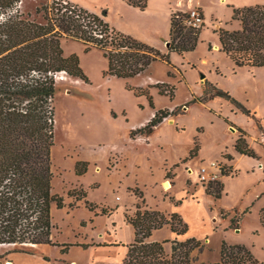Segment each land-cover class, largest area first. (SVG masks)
Returning <instances> with one entry per match:
<instances>
[{
	"label": "rangeland",
	"instance_id": "374dc122",
	"mask_svg": "<svg viewBox=\"0 0 264 264\" xmlns=\"http://www.w3.org/2000/svg\"><path fill=\"white\" fill-rule=\"evenodd\" d=\"M61 1H70L88 11L92 9L94 12L97 9L98 11L94 13L99 15L105 9L106 19L105 17L104 19L109 26L158 50L160 48L155 46L158 44H155L154 39L160 40L161 36L162 39L165 37V41L160 40L161 47L165 49L168 42L166 38L169 37L170 14L176 10L182 11L177 9L178 2L181 0H162L165 10L163 6L154 4V2H159L156 0L153 3L148 2L143 9L131 5L135 10L127 16L117 12V0ZM183 1L187 2L184 8L188 7L189 0ZM202 1L206 2L205 12L200 7H191L188 10L198 8L202 13L205 20L201 27L203 31L201 35L205 43L208 40L218 39L217 33L214 32V29L218 27L227 29L239 27V22L232 19L234 8L254 5L257 2L264 3V0ZM52 2L54 0H20L18 8L24 15L29 14L30 18L43 21L42 12L36 14L35 9L49 6ZM155 29L157 31H154ZM61 48L64 55L78 56L88 82L74 79L67 73H64L67 76L65 80L58 79L62 75L60 73L54 75L56 87L53 102L55 107L54 143L51 148L52 185L53 192L63 197L64 206L60 209L53 206L52 209L53 240L93 245L101 243L97 231L105 228L104 225L109 226L110 207L101 209L96 203L100 201L119 202L117 197H123L125 201L127 193L124 183H132L135 180L152 181L151 179L159 176L163 167L164 182L170 183L169 188H166L164 183L162 184L165 195H169L173 182L167 178H173L176 173V184L173 191L178 193L188 187V191L194 193L196 189H205L207 186L200 182L198 173L200 165L217 161L222 174L216 181L223 183L222 194L216 198L205 191L209 195L201 201L209 210L211 219L195 217L190 219V224L188 223L190 228L186 236L190 233L201 242V245L191 253V264L217 261L222 240L227 243L246 245L257 259L264 262V67L239 69L238 74L249 75L245 91L239 88L232 89V95L242 98L245 104L255 110L262 123L261 129L257 128L253 120L244 124L245 127H243L249 134L247 143L257 154L254 158L259 159L260 162L256 163L251 158H243L238 160L239 167L237 168L230 162L231 155L227 152L221 158L210 161L197 159L196 155L190 157L189 151L193 148L190 149L194 132L193 124L200 119L191 113L180 118L184 123V130L180 127L182 122L178 120L177 131L173 124L165 123L154 132V137L161 138L159 146L156 144L153 147H147L146 143H149V140L140 136L139 133L133 135L135 141L132 139L131 125L145 119L151 109L157 107L156 109L173 110L175 106H179V111L185 112V103L192 98V94L196 97L204 96L197 86L204 80V77H201L202 73L195 67L186 64L183 67L186 70L184 72L179 67H171L164 61L155 60L142 73L121 78L105 74L108 63L101 49L90 47L86 50V45L81 41L65 37L61 38ZM233 77V74L229 76V78ZM155 79L163 83L160 84L163 93L160 92L156 83L153 86L147 85V82ZM136 88L148 89L154 108L149 103L148 95L146 93L137 94ZM204 91L207 93L211 89L204 87ZM171 92L174 93L173 99H170L168 95ZM232 109L235 110L234 106ZM170 117L171 115L165 119ZM228 125L230 129L233 127L231 130L238 134L235 126ZM224 134L226 138L231 136L228 131ZM144 135L149 136L150 134ZM196 140L198 143L197 138ZM185 158L187 159L184 160ZM80 160L87 161L89 165L87 172L77 175L75 164ZM133 162L136 163V167L132 165ZM124 164L129 171L128 177L120 172L124 169L122 166ZM118 168L120 171H117ZM80 188H84L86 196L76 200L69 192H78ZM130 190L132 192L135 190L136 193L141 192L138 185L130 186ZM85 200H90L88 202L91 203L96 202L93 203L95 207L89 209ZM88 210L95 216L96 214L102 215V213L106 216L96 217L98 222L95 223L94 219L87 218ZM233 219L238 221V228L230 226ZM186 236L173 237L171 240H182ZM164 247L168 253L171 252V242H165ZM14 248L13 245H0V261L6 264V262L17 259L21 262L20 264H37L34 261L37 260L39 264H44L42 256L48 255L50 259L53 258L52 264H64L63 261L73 264L70 262L72 258L78 264H88L97 254L84 250L87 247L84 248L81 245H72L66 253H62L58 246L50 245L29 247L33 249V254L14 251ZM124 255L116 264H122Z\"/></svg>",
	"mask_w": 264,
	"mask_h": 264
},
{
	"label": "trees",
	"instance_id": "16d2710c",
	"mask_svg": "<svg viewBox=\"0 0 264 264\" xmlns=\"http://www.w3.org/2000/svg\"><path fill=\"white\" fill-rule=\"evenodd\" d=\"M19 1L0 0V15L6 17L4 22H0V245H13L14 251L28 254L34 253L29 247L50 245L58 246L62 253H66L72 245L86 248L89 244L58 242L52 236L53 206L58 209L64 206L63 197L53 192L52 185L54 74L64 71L85 82H88V77L77 55L63 54L61 38L81 41L86 45V50L90 47L101 49L108 63L105 74L126 78L147 70L155 60L175 67L170 52L183 55L193 51L198 44L201 27L186 26L184 19L187 12L173 11L170 14L169 47L165 53L109 26L104 20L105 9L99 15L70 1L54 0L49 6L36 7L35 13L42 12L43 17V21H37L19 10ZM125 1L141 9L147 5V0ZM232 19L239 22L238 28L214 29L218 35L220 51L237 68L264 67V3L234 8ZM190 65L195 67L193 63ZM168 74L171 75V72L168 71ZM160 84L163 83L158 82L156 86L163 93ZM205 88L211 91L202 92V97L192 94L185 106L221 97L253 120L258 129L262 128L257 112L228 90L208 80L205 81ZM136 93H146L153 107L148 89L136 88ZM168 95L173 99L174 93ZM179 110V106L173 110L155 109L146 124L131 130V136L137 133L150 134L166 117L184 113ZM224 120L237 128L235 150L249 157H257L247 143L248 132L227 117ZM193 145L189 151L190 157L197 153L196 138ZM88 165L85 160L77 161L75 173L84 174ZM222 190L223 183L218 181L209 182L205 186V191L216 198L221 196ZM133 192L140 198V202L136 203L132 214H125V220L133 226L135 236L128 244L119 243L127 248L122 264H191V253L201 242L195 236H186L189 225L184 218L176 212L165 213L159 209L145 208L142 191ZM69 194L80 200L86 196V191L80 188L78 192ZM85 204L89 209L95 207L86 200ZM165 225L169 226L175 237H186L182 240H149L153 230ZM230 226L238 228V221L233 219ZM165 242H171L170 253L165 250ZM42 257L51 260L48 255ZM63 263L68 264L65 261ZM199 264L264 262L257 259L246 245L222 240L219 259Z\"/></svg>",
	"mask_w": 264,
	"mask_h": 264
},
{
	"label": "crops",
	"instance_id": "0c3cea01",
	"mask_svg": "<svg viewBox=\"0 0 264 264\" xmlns=\"http://www.w3.org/2000/svg\"><path fill=\"white\" fill-rule=\"evenodd\" d=\"M156 1L159 2H154V0H147V3L154 2V4H159L160 6H163V10H165L164 1ZM185 3L187 2L183 0L178 2L179 6L177 9L187 12L188 9L191 7H200L203 12H205L204 5L206 2L202 0H189V5H187L188 7L184 8V6L186 5ZM117 5V12H119V14H125L126 16L128 13H133L135 10V8L129 5L125 0H117ZM90 10L92 11V9H89V11ZM96 10H94V12ZM154 31L157 30L155 29ZM202 32L203 31H201L200 33L198 44L193 51L185 52L183 55H179L177 52L171 51L169 54L171 62L175 65V67L183 69L184 72H186V70L183 67H185L186 64H195V69L197 71H200V73L204 75V80L197 84V86L199 87L198 89H200L201 93L203 92V89L205 87L206 80L212 82L216 86L228 90L231 94L233 88H239L240 90L245 91L246 80L249 79V75H246L245 73L238 74L237 71L243 68L235 67L234 63L222 51H220V43L218 39L208 40V42L205 43V40L202 39ZM166 39L169 40V37H167ZM160 40L165 41V37L162 39L161 36ZM160 40L156 38L154 39L155 44H158L155 46H158L162 52L167 53L168 47H165V49H163L161 47ZM152 63L150 64V66L152 65ZM232 74L234 77L229 78V76ZM72 78L77 79L75 77ZM158 81L160 80L155 79L154 81H150L149 83L147 82V85L153 86L155 83H158ZM142 84L145 85L144 83ZM238 99L245 103L242 98ZM246 105L249 106L248 104ZM141 106L144 108L143 105ZM170 107L171 106H169V108ZM232 107V104H230L227 100L221 97H215L207 101L206 103L195 102L190 106L186 107V111L184 113L171 115L170 118L164 119L163 121L158 123L153 128V131L150 133L149 136H145L142 134L140 136H144L149 140V143H146L147 147L150 148L155 146L156 144L158 145L161 143V138L154 137V132L161 125L165 123H168L170 125L173 124L175 131H177L179 128L178 120H180L182 122L180 127L184 130L185 126L180 118L181 116L191 113L193 114V116L200 117V119H197L198 121L193 124L194 132L193 138L191 140L192 146L190 147V149L193 147V141L195 138H197L199 145L195 158L205 161L216 160L218 158H221L225 154V152H227L231 155L230 162L232 163V165H234V167L238 168V160L243 158H251L255 160L256 163H259V159L240 154L234 148L237 133L229 128V125L225 122L224 117H227L230 121L240 127H245L244 124L249 123L251 119L248 118L246 115L240 113L235 107V110H233ZM156 108L157 107L151 109L145 119L141 120L136 124H132L130 129L134 130L146 124V122L152 117ZM227 131L231 135L228 138H226L224 134V132ZM132 139L135 141V138L132 137ZM132 165H134V167L137 166L134 162L132 163ZM122 166L124 169L120 171V169L118 168L117 171H120L121 173L126 175L125 177H128L129 175L127 174H129V171L127 168H125L126 165L124 164ZM176 174L173 176V178H167L173 181L172 187L169 190V195H165L162 190V184L164 183L165 179V173L162 167L159 176L155 179H151L152 181L135 180L132 183H124V189L127 193V198L125 199V201L123 197H117V200H119V202L114 203L113 201H100L98 203L93 201V203L98 204L101 209L103 207H110L108 213L110 214L109 216L111 217V219L109 221V226L104 225L105 228H101L98 231L96 230L98 236L101 238V243H97L95 245L89 244L88 247L84 249L97 253L95 257H92L91 262L88 264H116L117 261L121 258V256L125 254L127 249L124 245H118L117 243L128 244L134 240V228L130 223L126 222L125 220V213L132 214L135 210V205L138 202L137 196L130 190V186L132 185H138L140 187L144 197L145 208L159 209L161 211H164L165 213H179L189 224L190 219L195 217L211 219V216L209 215V210L205 207L204 204L201 203L203 198L208 197L209 194L205 192L204 188L196 189L195 192L192 193L190 190L188 191V187H186V190L182 189L178 193L174 192L173 187L176 184ZM119 183L122 184V182L120 181ZM104 215L106 216V214L103 213L102 215L96 214L95 216V214H92L90 210L87 211V218L89 220L94 219L95 223L98 222L96 220V217H103ZM188 236L192 235L189 233ZM173 237H175V234L171 231L169 226L165 225L161 228L153 230L151 236L149 237V240L162 241L165 239H171ZM119 247H121V249ZM43 260L44 264H52L53 258L51 260ZM34 261L39 264L37 260ZM70 262H73V264H78L77 261L73 258L70 259ZM12 263L20 264L21 262H19L17 259H13ZM0 264H4V262L0 261Z\"/></svg>",
	"mask_w": 264,
	"mask_h": 264
},
{
	"label": "built area",
	"instance_id": "2783aa9c",
	"mask_svg": "<svg viewBox=\"0 0 264 264\" xmlns=\"http://www.w3.org/2000/svg\"><path fill=\"white\" fill-rule=\"evenodd\" d=\"M203 22L204 18L198 8H192L187 11V16L184 19V24L186 26L200 28ZM54 75H56V73ZM198 173L201 184H208L209 182L216 181L222 174L220 164L217 161H210L209 163L200 165Z\"/></svg>",
	"mask_w": 264,
	"mask_h": 264
},
{
	"label": "bare ground",
	"instance_id": "6f19581e",
	"mask_svg": "<svg viewBox=\"0 0 264 264\" xmlns=\"http://www.w3.org/2000/svg\"><path fill=\"white\" fill-rule=\"evenodd\" d=\"M59 73L62 74L61 76L58 77L59 80H65L67 78V76L64 75V73H65L64 71H61ZM164 186L166 188H169L170 187V183L168 181H165L164 182ZM6 264H13V263L12 262H6Z\"/></svg>",
	"mask_w": 264,
	"mask_h": 264
},
{
	"label": "clouds",
	"instance_id": "9594fccd",
	"mask_svg": "<svg viewBox=\"0 0 264 264\" xmlns=\"http://www.w3.org/2000/svg\"><path fill=\"white\" fill-rule=\"evenodd\" d=\"M6 20V17L3 15H0V22H4Z\"/></svg>",
	"mask_w": 264,
	"mask_h": 264
},
{
	"label": "water",
	"instance_id": "95a60500",
	"mask_svg": "<svg viewBox=\"0 0 264 264\" xmlns=\"http://www.w3.org/2000/svg\"><path fill=\"white\" fill-rule=\"evenodd\" d=\"M167 47H169V43L167 42ZM201 77L203 78L204 77V75L203 74H201ZM231 129H233V127H231Z\"/></svg>",
	"mask_w": 264,
	"mask_h": 264
}]
</instances>
